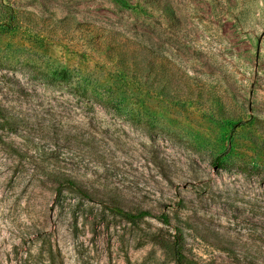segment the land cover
Wrapping results in <instances>:
<instances>
[{"label": "rangeland", "instance_id": "1", "mask_svg": "<svg viewBox=\"0 0 264 264\" xmlns=\"http://www.w3.org/2000/svg\"><path fill=\"white\" fill-rule=\"evenodd\" d=\"M1 125L0 264H264V0H0Z\"/></svg>", "mask_w": 264, "mask_h": 264}, {"label": "trees", "instance_id": "2", "mask_svg": "<svg viewBox=\"0 0 264 264\" xmlns=\"http://www.w3.org/2000/svg\"><path fill=\"white\" fill-rule=\"evenodd\" d=\"M7 124H9V121H7ZM3 128L2 125L0 126V129ZM70 187H76L73 183L69 184ZM110 211L115 213V215H119L122 217L125 221L131 224H135L138 221L150 217V213L147 211H136V212H130V211H125L121 209L120 207H112L110 208ZM162 224L167 225L168 224V218L167 216H162L160 219ZM176 239L171 244H166L164 242H160V245L163 249H165L170 256L175 260L177 263L182 264L183 263V255H182V244L179 242L178 237L175 236Z\"/></svg>", "mask_w": 264, "mask_h": 264}]
</instances>
